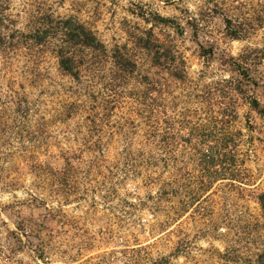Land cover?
<instances>
[{
	"label": "rangeland",
	"instance_id": "obj_1",
	"mask_svg": "<svg viewBox=\"0 0 264 264\" xmlns=\"http://www.w3.org/2000/svg\"><path fill=\"white\" fill-rule=\"evenodd\" d=\"M261 4L0 0L17 31L0 47V264H256L264 22L238 39L223 17ZM39 11L134 66L103 56L73 78L29 38Z\"/></svg>",
	"mask_w": 264,
	"mask_h": 264
},
{
	"label": "trees",
	"instance_id": "obj_2",
	"mask_svg": "<svg viewBox=\"0 0 264 264\" xmlns=\"http://www.w3.org/2000/svg\"><path fill=\"white\" fill-rule=\"evenodd\" d=\"M2 10V9H1ZM161 22H166L165 17H157ZM256 21V23H252ZM226 22V29L232 33L235 38H242L247 36L253 31V27L259 26L264 22V4L259 5V9H256L249 17L243 16L240 19H230L226 16L223 17ZM230 20L233 22L231 23ZM250 22V23H247ZM10 21L7 16L0 11V47L12 42L13 35L17 32L15 29L9 27ZM32 28L29 31V38L34 43H42L45 40L48 42L56 43V56L58 59V65L65 73L72 76L75 79H79L81 71H86L94 63L98 62L103 56H107L113 66V71L117 73L129 72L134 66L133 62L129 60L123 53L119 51L117 47L112 49L108 55L106 49L101 41L95 36V34L85 27L82 23L72 17H53L48 12H37L33 15ZM148 42V39H146ZM143 46H147V43H143ZM166 46L155 45L154 59L159 58L167 59ZM171 58L173 56L171 55ZM85 59V61H83ZM87 60V61H86ZM248 105L254 110L258 109V103L255 98H250ZM258 204L263 216V230H264V193H260L257 196ZM256 264H264V251L256 255Z\"/></svg>",
	"mask_w": 264,
	"mask_h": 264
}]
</instances>
